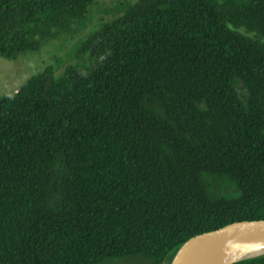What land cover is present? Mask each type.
<instances>
[{
	"label": "trees",
	"instance_id": "obj_1",
	"mask_svg": "<svg viewBox=\"0 0 264 264\" xmlns=\"http://www.w3.org/2000/svg\"><path fill=\"white\" fill-rule=\"evenodd\" d=\"M91 4L0 0V56L74 32ZM261 219L264 0H133L74 64L0 99V264H169Z\"/></svg>",
	"mask_w": 264,
	"mask_h": 264
},
{
	"label": "rangeland",
	"instance_id": "obj_2",
	"mask_svg": "<svg viewBox=\"0 0 264 264\" xmlns=\"http://www.w3.org/2000/svg\"><path fill=\"white\" fill-rule=\"evenodd\" d=\"M129 2L133 0H92L88 12L77 23L74 32L42 41L37 50L23 51L14 59L0 56V99L15 92L25 80L45 67L50 66L59 75L67 65L74 64L82 43L105 23L115 19L120 14V7ZM126 262L135 264L136 260Z\"/></svg>",
	"mask_w": 264,
	"mask_h": 264
},
{
	"label": "water",
	"instance_id": "obj_3",
	"mask_svg": "<svg viewBox=\"0 0 264 264\" xmlns=\"http://www.w3.org/2000/svg\"><path fill=\"white\" fill-rule=\"evenodd\" d=\"M240 245L253 246L264 254V219L241 220L189 237L176 250L169 264H217L227 252Z\"/></svg>",
	"mask_w": 264,
	"mask_h": 264
},
{
	"label": "bare ground",
	"instance_id": "obj_4",
	"mask_svg": "<svg viewBox=\"0 0 264 264\" xmlns=\"http://www.w3.org/2000/svg\"><path fill=\"white\" fill-rule=\"evenodd\" d=\"M260 253V250L253 246L240 245L233 248L230 252L225 253L218 261L217 264H227L230 261L252 256Z\"/></svg>",
	"mask_w": 264,
	"mask_h": 264
}]
</instances>
